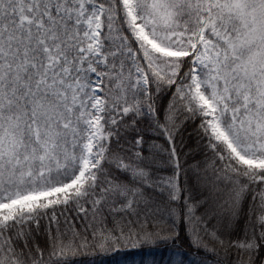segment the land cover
I'll use <instances>...</instances> for the list:
<instances>
[{
	"label": "snow or ice",
	"instance_id": "obj_1",
	"mask_svg": "<svg viewBox=\"0 0 264 264\" xmlns=\"http://www.w3.org/2000/svg\"><path fill=\"white\" fill-rule=\"evenodd\" d=\"M182 240L264 264V0H0V264Z\"/></svg>",
	"mask_w": 264,
	"mask_h": 264
},
{
	"label": "trees",
	"instance_id": "obj_2",
	"mask_svg": "<svg viewBox=\"0 0 264 264\" xmlns=\"http://www.w3.org/2000/svg\"><path fill=\"white\" fill-rule=\"evenodd\" d=\"M180 250L184 258L197 264L200 257L187 250V240L180 242ZM172 248V250H168ZM173 246H141L135 249H124L107 255L87 256L78 258L76 264H171L175 260ZM189 257H192L190 259Z\"/></svg>",
	"mask_w": 264,
	"mask_h": 264
},
{
	"label": "rangeland",
	"instance_id": "obj_3",
	"mask_svg": "<svg viewBox=\"0 0 264 264\" xmlns=\"http://www.w3.org/2000/svg\"><path fill=\"white\" fill-rule=\"evenodd\" d=\"M168 250H172V248H169ZM190 259H192V257H189Z\"/></svg>",
	"mask_w": 264,
	"mask_h": 264
}]
</instances>
